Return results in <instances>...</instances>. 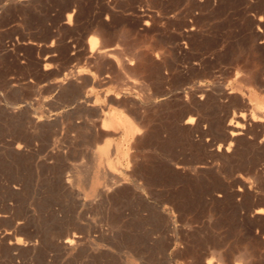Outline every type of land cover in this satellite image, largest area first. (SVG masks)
<instances>
[{
    "label": "rangeland",
    "instance_id": "obj_1",
    "mask_svg": "<svg viewBox=\"0 0 264 264\" xmlns=\"http://www.w3.org/2000/svg\"><path fill=\"white\" fill-rule=\"evenodd\" d=\"M217 1L0 0V264H264V0Z\"/></svg>",
    "mask_w": 264,
    "mask_h": 264
},
{
    "label": "crops",
    "instance_id": "obj_2",
    "mask_svg": "<svg viewBox=\"0 0 264 264\" xmlns=\"http://www.w3.org/2000/svg\"><path fill=\"white\" fill-rule=\"evenodd\" d=\"M107 123L110 128L104 130L113 132L104 134L99 143L100 157L102 158V166L104 170H138L137 154H140V149L144 143H152L153 138L142 134L139 126L134 124L135 119L125 114L121 109L109 112ZM138 129V130H137ZM147 148H150L146 146ZM96 148V147H95ZM157 157L160 151L157 150ZM139 161V160H138ZM150 170H159L156 167ZM164 170V169H163Z\"/></svg>",
    "mask_w": 264,
    "mask_h": 264
},
{
    "label": "bare ground",
    "instance_id": "obj_3",
    "mask_svg": "<svg viewBox=\"0 0 264 264\" xmlns=\"http://www.w3.org/2000/svg\"><path fill=\"white\" fill-rule=\"evenodd\" d=\"M217 1V0H216ZM247 1V0H246ZM211 2V1H210ZM218 2V1H217ZM244 2V1H243ZM250 2H251V0H250ZM167 3V2H166ZM172 3V2H171ZM218 4V3H217ZM175 5V4H174ZM73 6V5H72ZM169 6V5H168ZM199 6V5H198ZM198 6H196V8H198ZM203 6V5H202ZM108 7V6H107ZM194 7V6H193ZM67 8H69V7H67ZM167 8V7H166ZM205 8V7H204ZM203 9V8H202ZM163 10V9H162ZM191 10V9H190ZM196 10V9H195ZM199 10V9H198ZM198 10H196V11H198ZM204 11V10H203ZM108 12H110V10H108ZM142 12H144V11H142ZM194 12V11H193ZM163 13V12H162ZM111 14V13H110ZM114 14V13H113ZM135 14H137V13H135ZM145 14V13H144ZM149 14V13H148ZM169 14V13H168ZM109 15V14H108ZM140 15H143V14H141L140 13ZM146 15V14H145ZM164 15V14H163ZM112 16V15H111ZM116 16V15H115ZM147 16V15H146ZM146 16H145V18H146ZM151 16V15H150ZM156 16V15H155ZM206 16V15H205ZM74 17H75V15H74ZM139 17V16H138ZM143 17H144V15L142 16V19H143ZM201 16H199V18H200ZM71 15H69L68 16V18H66V19H68V24H70L69 22H71ZM152 18V17H151ZM194 18L196 19L197 17H195L194 16ZM114 19V18H113ZM147 19V18H146ZM189 19V18H188ZM258 19V18H257ZM255 20V21H258L257 22V29H259V27H258V25L261 23V19H258V20ZM138 20V19H137ZM145 20V19H144ZM149 20H151L152 21V19H150L149 18ZM154 20V19H153ZM151 21H149V22H151ZM252 21V20H251ZM141 22V21H140ZM165 22V21H164ZM249 22V21H248ZM196 23V22H195ZM253 23V22H252ZM132 24V23H131ZM194 24V23H193ZM192 24V25H193ZM253 24H255V23H253ZM96 25H98V24H96ZM106 25V24H105ZM133 25V24H132ZM136 25L137 26H139L137 23H136ZM191 25V26H192ZM261 25V24H260ZM100 26V25H99ZM109 26V25H108ZM255 26V25H254ZM101 27V26H100ZM110 27V26H109ZM151 26L149 25V28H150ZM181 27V26H180ZM183 27V26H182ZM187 27V26H186ZM190 27V25L187 27V29H186V31L188 30V28ZM194 27V26H193ZM261 27V26H260ZM132 28V27H131ZM168 28V27H167ZM195 28V27H194ZM262 28V27H261ZM104 29V28H103ZM133 29H135L134 27H133ZM140 29H141V25H140ZM169 29V28H168ZM253 29V28H252ZM252 29H250V31L252 30ZM104 30H106V29H104ZM139 30V29H138ZM157 30V29H156ZM189 30H192V29H189ZM246 30V29H245ZM260 30V29H259ZM262 30V29H261ZM131 31V30H130ZM179 31V30H178ZM183 31V30H182ZM256 31V30H255ZM263 31V30H262ZM136 32H138L137 31V29H136ZM135 32V33H136ZM160 32V31H159ZM162 32V31H161ZM249 32V31H248ZM253 32V31H252ZM259 32V31H258ZM141 33V32H140ZM165 33V32H164ZM167 33V32H166ZM184 34H185V32H183ZM193 33V32H192ZM254 33V32H253ZM256 33H257V31H256ZM255 33V34H256ZM261 33V32H260ZM260 33H258V34H260ZM264 33V32H263ZM263 33H262V35H263ZM100 34V33H99ZM194 34H196L195 33V31H194ZM105 35V34H104ZM133 35V34H132ZM136 35V34H135ZM182 35V34H181ZM199 35V34H198ZM201 35V34H200ZM189 36V35H188ZM102 37V36H101ZM196 37H198V36H196ZM195 37V38H196ZM199 37H201V36H199ZM203 37H204V35H203ZM188 38V37H187ZM205 38V37H204ZM204 38H203V40H204ZM257 38V37H256ZM264 38V37H263ZM262 38V39H263ZM200 39V38H199ZM202 39V38H201ZM122 40V39H121ZM186 40V39H185ZM261 40V39H260ZM177 41V40H176ZM175 41V42H176ZM190 41V40H189ZM192 41H196V40H191V42ZM198 41H201V40H198ZM107 42V41H106ZM108 42H109V40H108ZM173 42V41H172ZM182 42V41H181ZM186 42V41H185ZM263 42V41H262ZM201 43H202V41H201ZM40 44V43H39ZM98 44V37H94V38H92L91 40H90V45H91V48L93 49L96 45ZM105 44V43H104ZM181 44V43H180ZM260 44H261V42H260ZM186 45V44H185ZM199 45V44H198ZM111 46H112V44H111ZM118 48L117 46H113V48L112 49H110L109 51H110V54L109 55H114V53L116 52V48ZM206 47V46H205ZM44 48V47H43ZM42 49V48H41ZM188 49V48H187ZM199 49V48H198ZM204 49V48H203ZM101 50V49H100ZM105 50V49H104ZM107 50V49H106ZM118 50H120L119 48H118ZM117 50V51H118ZM184 50V49H183ZM108 51V50H107ZM132 51V50H131ZM174 52V51H173ZM180 52V51H179ZM194 52V51H193ZM92 53V52H91ZM94 53V52H93ZM103 53V52H102ZM101 53V54H102ZM107 54H108V52H106ZM118 53H121L120 51L118 52ZM122 54V53H121ZM124 54V53H123ZM204 54H205V52H204ZM109 55H107L108 57H109ZM97 56V55H96ZM106 56V57H107ZM116 56V55H115ZM119 56V55H118ZM182 56V55H181ZM185 56H186V54H185ZM98 57V56H97ZM128 57V56H127ZM156 57V56H155ZM183 58H184V56H182ZM196 57H198V56H196ZM201 57V56H200ZM236 57V56H235ZM117 58V57H116ZM123 58V57H122ZM122 58H121V60H122ZM158 58V57H157ZM192 58V57H191ZM105 59H107L108 60V58H105ZM45 60V59H44ZM51 60V59H50ZM129 60V59H128ZM182 60V59H181ZM186 60H187V57H186ZM202 60H204V59H202ZM101 61V60H100ZM189 61V60H188ZM205 61V60H204ZM50 62V61H49ZM125 62H127L128 63V61H125ZM135 61L133 60V63H134ZM149 62H151V61H149ZM124 63V62H123ZM127 63H125L124 64V66L125 65H127ZM204 63V62H203ZM46 64V63H45ZM48 64V63H47ZM128 64H130L131 65V63H128ZM206 64V63H205ZM247 64V63H246ZM249 64V63H248ZM134 65V64H133ZM155 65V64H154ZM118 66V65H117ZM129 65H127V67H128ZM249 66V65H248ZM133 67V66H132ZM126 68V67H125ZM128 69H129V67H128ZM183 69V68H182ZM188 69V68H187ZM190 69V68H189ZM194 69V68H193ZM130 70V69H129ZM184 70V69H183ZM252 70V69H251ZM130 71H132V69L130 70ZM186 71V70H185ZM199 71V70H198ZM132 72H134V71H132ZM194 72V71H193ZM241 73V72H240ZM249 77V76H248ZM254 78H256V77H254ZM75 80H77V79H75ZM250 80V79H249ZM62 81V80H61ZM79 81V80H78ZM255 81V80H254ZM64 83V82H63ZM62 83V84H63ZM67 83V82H66ZM71 83V82H70ZM72 84V83H71ZM64 85V84H63ZM208 94V93H207ZM81 96H83V95H81ZM88 97V96H87ZM200 97V96H199ZM85 98V97H84ZM116 98V97H115ZM188 99V98H187ZM202 99V98H201ZM85 100H87V99H85ZM90 101V100H89ZM92 102V101H91ZM87 103H88V101H87ZM92 106V105H91ZM98 107H99V105H98ZM260 107V106H259ZM88 108V107H87ZM91 108V107H90ZM262 108V107H261ZM97 109V108H96ZM98 110V109H97ZM135 111V110H134ZM140 112V111H139ZM141 113H142V111H141ZM96 114V113H95ZM134 114H135V112H134ZM189 115V114H188ZM260 115V114H259ZM262 115H264V114H262ZM258 116V115H257ZM147 117V116H146ZM149 117V116H148ZM264 118V117H263ZM262 118V119H263ZM145 119H147V118H145ZM148 120H149V118H148ZM194 120H195V118H193V117H191V118H187V119H185V121H186V124H193L194 123ZM255 120H256V118H255ZM138 122H140V121H138ZM142 122V121H141ZM204 122V121H203ZM254 122V121H253ZM146 123V122H145ZM234 123V122H233ZM202 124V123H201ZM231 124V123H230ZM229 124V125H230ZM235 124V123H234ZM249 124V123H248ZM256 124H258V122L256 123ZM149 125H150V123H149ZM185 126V125H184ZM141 127V126H140ZM140 127H139V129H140ZM187 127V126H186ZM247 127V126H246ZM144 128V127H143ZM232 129L234 128V127H231ZM101 129H102V127H101ZM147 129V128H146ZM190 129V128H189ZM238 131H235V130H231L230 132H229V135H230V139H231V142L229 143V146H228V150L230 149V147L232 146V142L234 141V140H236V139H238V136H242V135H240V133H239V127H238V129H237ZM226 131V130H225ZM247 131V130H246ZM146 132V131H145ZM242 133V132H241ZM247 133V132H246ZM228 135V134H227ZM246 135V134H245ZM263 138V137H262ZM242 139V138H241ZM257 140V139H256ZM237 142V141H236ZM262 142V141H261ZM234 143V142H233ZM21 144V143H20ZM235 144V143H234ZM14 145H16V144H14ZM25 146H26V144H24ZM226 145H228V144H226ZM263 145V144H262ZM23 146V145H22ZM214 146V145H213ZM17 147V146H16ZM219 149V148H218ZM232 149V148H231ZM24 151V150H23ZM230 151V150H229ZM229 151H227V152H229ZM21 152V151H20ZM24 152H26V150L24 151ZM21 153H23V152H21ZM190 162V161H189ZM180 164H181V162H180ZM194 164V163H193ZM84 170H86V169H84ZM89 170V169H88ZM88 170H86L87 172H88ZM88 177V176H87ZM88 182V181H87ZM18 185V184H17ZM87 185V184H86ZM15 187V186H14ZM17 187V186H16ZM19 188V187H18ZM17 188V189H18ZM115 189V188H114ZM20 190V189H19ZM113 191V190H112ZM241 191V190H240ZM99 192H101V191H99ZM111 192V191H110ZM116 192V191H115ZM239 192V191H238ZM242 196V195H241ZM237 197H239V196H237ZM264 209V208H263ZM1 211V210H0ZM255 214H256V216L257 215H259V216H263V210L262 209H259V210H256L255 211ZM4 216V215H3ZM258 216V217H259ZM254 218V217H253ZM257 218V217H256ZM169 220V219H168ZM255 220H257V219H255ZM258 221V220H257ZM170 222V221H169ZM20 231V230H19ZM2 232V231H1ZM0 232V240L1 239H3L2 237H4V236H6V238H8V240H10L12 237H10V233L9 232H6V233H1ZM18 234V233H17ZM16 234V235H17ZM11 235H13V233L11 234ZM15 235V234H14ZM18 236V235H17ZM71 236V235H70ZM78 237V236H77ZM74 238V236L72 235L71 236V238H69V237H65V240L63 241V243L67 246V247H71L72 248V246L75 244V242H76V240H78L79 238ZM25 239V238H24ZM34 239V238H33ZM76 239V240H75ZM81 239V238H80ZM79 239V240H80ZM4 240H5V238H4ZM3 240V241H4ZM14 240V239H13ZM12 240V241H13ZM22 240V239H21ZM27 240V239H26ZM29 241H30V239H28ZM32 240V239H31ZM78 240V241H79ZM28 241V243L27 244H23V246H26V245H28L30 242ZM1 242V241H0ZM8 243H10V244H12L13 245V243H11L10 241L8 242ZM25 243V242H24ZM33 243V242H32ZM35 243V242H34ZM33 243V244H34ZM38 243V242H37ZM11 245V246H12ZM16 245H21L20 243H18V242H16ZM15 245V246H16ZM37 244H35V246H36ZM62 245V244H61ZM30 246V245H29ZM8 247V246H7ZM34 247V246H33ZM62 247H65L64 245L62 246ZM66 247V248H67ZM9 248V247H8ZM14 248V247H13ZM25 248H27V247H25ZM29 248V247H28ZM15 249V248H14ZM1 252V251H0ZM19 252V251H18ZM21 252V251H20ZM20 254V253H19ZM246 255V254H245ZM17 256V255H16ZM19 256V255H18ZM221 257V256H220ZM242 258V257H241ZM1 259V258H0ZM220 259V258H219ZM247 259V258H246ZM219 261V260H218ZM221 262V261H220Z\"/></svg>",
    "mask_w": 264,
    "mask_h": 264
}]
</instances>
